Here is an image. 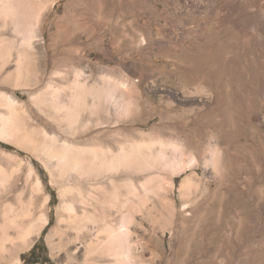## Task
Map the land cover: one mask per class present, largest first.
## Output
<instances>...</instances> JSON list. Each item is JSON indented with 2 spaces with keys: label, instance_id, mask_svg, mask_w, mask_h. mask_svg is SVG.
<instances>
[{
  "label": "rangeland",
  "instance_id": "1",
  "mask_svg": "<svg viewBox=\"0 0 264 264\" xmlns=\"http://www.w3.org/2000/svg\"><path fill=\"white\" fill-rule=\"evenodd\" d=\"M0 94V194L47 216L28 245L7 228L0 264H264V0H0ZM64 141L182 169H81ZM64 187L113 214L127 256L87 255L102 221L59 223Z\"/></svg>",
  "mask_w": 264,
  "mask_h": 264
},
{
  "label": "bare ground",
  "instance_id": "2",
  "mask_svg": "<svg viewBox=\"0 0 264 264\" xmlns=\"http://www.w3.org/2000/svg\"><path fill=\"white\" fill-rule=\"evenodd\" d=\"M75 85L76 86H78V85L83 86L82 84L78 83L77 81L75 82ZM0 98L4 99L6 104H13L14 103L13 100L9 96L7 97V96H4L3 94H0ZM11 108H13V107H11ZM2 119H3V117H2ZM2 121H5V120H2ZM1 124H3V123H1ZM0 131H3V132L8 131L9 132V131H11V128H9V125L6 126V123H5L4 125H2L0 127ZM52 140L54 143L56 142V138H52ZM55 144H57V143H55ZM61 145H62V149L63 150L65 149V151L58 153V159L60 161H67L68 163H71V164H73L76 167L81 168V169L86 168L87 162L88 163L89 162L95 163L96 165H99V166L111 165V166H114L116 168H119L120 166L128 167L127 164H129L131 162H134V163L136 162V163L140 164L141 168H150L152 165L155 166V163L158 165L160 164V165L170 166L171 168H173V170H176V169L182 167L181 161L173 160V159L171 160V159L165 158V156L163 155L164 153H161L159 156L155 157L154 162L145 161L144 158L142 157V154L140 153V150H136L137 149L136 145H132L130 148H127L126 146L122 145L117 153H113V152L105 150V152L102 151V154L100 156L96 153L94 148L77 147L76 145L70 144L66 141H64ZM85 154L87 157L85 156ZM213 160L215 161L216 159L214 158ZM91 163H89V164L91 165ZM217 163H218V161L216 162V164ZM213 164L215 165V163H213ZM78 168H75V169H78ZM5 177H6V173L0 167V184L1 185H3ZM188 182H189V180L186 178L181 183L180 188H181L183 193H185L189 188ZM110 183L113 185L116 184L114 179H112V178L110 179ZM127 184H129V183H127ZM35 185H36L38 190L41 189L40 188V182L38 180H36ZM132 185H133V183H132ZM133 187L132 186L128 187V192H127L126 196H128L130 193H133L136 190V189L134 190ZM70 189H71V187H64L61 189V196L63 197V199H62V203L60 204L59 209H58V216L60 217L58 219V222L62 223L61 221L67 220L68 222H72V225H73V222H75L76 224L78 223L77 224L78 229H81L86 224V222H83V224L81 223L83 220L93 221V222L102 221V228L98 229V231L103 233L104 238L102 237L103 239H100L96 235L95 240L92 241L88 245L87 255H90L91 253H94V254L100 253L101 254L104 251L105 253H107L108 255H110L114 258H117L120 255L127 256L126 252L120 251V245L117 241V237L119 236V233L117 232L116 224L111 221V216L113 214L109 210H108V212L106 210V211L102 212L103 214L100 217H98V216H96L94 211L90 212L85 207L81 208V209L77 208L74 205V202H72L70 197H69L70 199L67 197H64L65 195H67V193L70 191ZM75 189L77 191V194H79V196H80V202L82 204L87 203V201L83 197L84 195H82V188L77 186ZM121 189H122V187H121ZM76 191H74L75 194H76ZM74 197H73V199H74ZM16 198H17L16 204L21 206L24 203L23 198L20 196V194ZM33 199L34 198H32L30 200V201H32L30 204L34 203L35 200H33ZM67 199H69V200H67ZM101 202L105 203L106 206L108 207V209H113L117 212L118 211L122 212V210H130V208H131L129 199L127 198L123 202H119L118 198H117V194L114 191H112V193H111L110 200L105 199ZM0 203L2 204V207L0 209L1 210L0 215H2V217H3V222L0 225V238H2V237L6 238V239L10 240L11 242L16 238V239L21 240L23 245H26V244L28 245V243L32 240L33 236L41 230L42 226L45 223H47V216L45 215V213H43V205L33 206V207L27 206L25 209H18L16 211L15 210L16 207H14V204H13L14 202L10 201L8 196L5 194H0ZM63 212H64V216H62ZM9 213H12V215L10 216ZM27 216L32 217V218L30 219V221L27 224L24 225L21 219H23ZM122 219H123V216H122ZM69 225H70V223H69ZM10 227H13L17 230V234H16L15 238H13L11 236V234L9 235V233H8L7 228H10ZM120 227H122L125 230L123 222H120ZM57 228H59V227H57ZM55 230L56 229L51 230L49 232V234H52L53 231H55ZM99 236H101V234ZM101 255H103V254H101Z\"/></svg>",
  "mask_w": 264,
  "mask_h": 264
},
{
  "label": "trees",
  "instance_id": "3",
  "mask_svg": "<svg viewBox=\"0 0 264 264\" xmlns=\"http://www.w3.org/2000/svg\"><path fill=\"white\" fill-rule=\"evenodd\" d=\"M34 247H36V245ZM34 247H33V249L31 251H34Z\"/></svg>",
  "mask_w": 264,
  "mask_h": 264
}]
</instances>
